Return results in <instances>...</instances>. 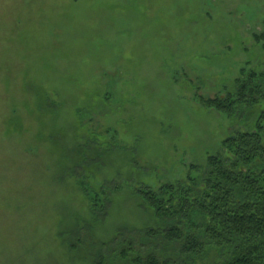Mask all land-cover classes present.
Segmentation results:
<instances>
[{"label":"rangeland","instance_id":"374dc122","mask_svg":"<svg viewBox=\"0 0 264 264\" xmlns=\"http://www.w3.org/2000/svg\"><path fill=\"white\" fill-rule=\"evenodd\" d=\"M263 37L264 0H0V264L224 261L143 239L173 220L136 190L232 156L245 125L200 98L264 73Z\"/></svg>","mask_w":264,"mask_h":264},{"label":"trees","instance_id":"16d2710c","mask_svg":"<svg viewBox=\"0 0 264 264\" xmlns=\"http://www.w3.org/2000/svg\"><path fill=\"white\" fill-rule=\"evenodd\" d=\"M200 103L230 118L239 117L246 130L222 143L230 158L210 156L204 170L191 166L185 183L136 190L157 220H173L167 229L145 230L143 239L163 237L168 244L180 243L181 254L190 260L207 258L215 250L227 253L220 264H264V73H244L236 80L233 92L215 99L200 98ZM95 159L79 165L96 172L99 165ZM82 186L87 192L84 182ZM101 194H105L103 190ZM99 202L96 194L93 203L96 206ZM129 251L113 252L114 260L122 264H174L161 263L156 256L130 258ZM97 257L94 264H109L106 256Z\"/></svg>","mask_w":264,"mask_h":264}]
</instances>
